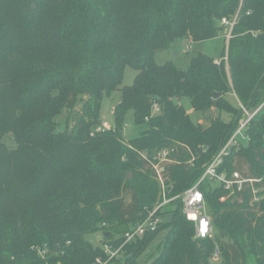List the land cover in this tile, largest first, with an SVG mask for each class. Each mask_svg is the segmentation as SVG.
Returning a JSON list of instances; mask_svg holds the SVG:
<instances>
[{
    "label": "trees",
    "instance_id": "16d2710c",
    "mask_svg": "<svg viewBox=\"0 0 264 264\" xmlns=\"http://www.w3.org/2000/svg\"><path fill=\"white\" fill-rule=\"evenodd\" d=\"M235 15L228 64L203 53L187 70L156 62L180 38L226 37L222 20ZM128 66L137 76L120 88ZM117 90L115 125L95 133L103 99ZM230 93L250 111L264 102V0H0V264L106 260L103 244L119 246L154 211L162 187L152 162L161 151L170 150L166 189L180 195L199 183L242 118L226 98ZM184 98L193 111L214 109L218 116L203 127L177 102ZM156 106L160 113L153 115ZM129 111L137 135L125 141ZM224 113L230 118L223 120ZM9 134L14 148L4 141ZM247 136V147L234 148L224 168L259 179L264 109ZM255 187L264 188V180ZM200 189L213 236L196 238L181 202L170 212L159 255L146 264H212L216 255L221 264H249L237 240L225 241L239 233L264 264V198L254 201L249 183L235 193L210 181ZM163 225L160 218L155 232L110 264H139ZM97 233L101 245L89 238Z\"/></svg>",
    "mask_w": 264,
    "mask_h": 264
},
{
    "label": "rangeland",
    "instance_id": "374dc122",
    "mask_svg": "<svg viewBox=\"0 0 264 264\" xmlns=\"http://www.w3.org/2000/svg\"><path fill=\"white\" fill-rule=\"evenodd\" d=\"M237 15L233 18L228 19L224 18L222 20V24L229 28L228 35L225 37H219L216 39H212L209 41L204 42H194L188 37L180 38L177 40L171 48L159 52L156 55V62L159 65H163L167 62H173L178 68L182 70L189 69L191 65V61L193 58L198 56L200 53L208 55L214 58L216 64H220L223 59H225L226 63L228 64V51L230 46V40L232 37V30L233 27L231 25H226L223 22L226 20L229 24H236ZM228 69V68H227ZM137 71L134 70L132 67L128 66L125 70L123 84L120 88L126 86H132L134 84L135 78L137 76ZM121 98V91L117 90L112 93L110 97H105L102 103V121L109 123L111 126L115 125L114 120V108L119 103ZM229 103L234 107L239 109L240 108V101L237 99L234 93H230L226 97ZM180 105H183L185 109L190 113L191 118L194 122L200 123L203 127L207 128L213 118L218 116L217 110H210L209 112L199 113L195 112L192 109L191 100L189 98H184L180 101H177ZM67 113H64L62 116L58 118L59 128L61 130L64 129L65 124V116ZM230 116L224 113L222 115L223 120L229 119ZM125 130L123 131V138L125 141L129 140L131 136H136L135 134V127L133 123V113L129 111L126 115V122L124 126ZM134 136V137H135ZM4 141L7 145L11 148L16 147V144L13 142V137L11 134L5 136ZM169 165V164H168ZM179 192L172 191L171 189L163 190L160 188L158 197L159 201L155 204V210H159V208L165 205L162 210H159L160 218L163 220L164 225L162 229L156 234V236L151 240H148V244L146 245L143 252L137 258L139 264H146L151 262L155 257H157L161 250V243L166 238L169 228L167 227V223L172 219V211L176 210L179 206H181V200L178 198ZM264 198V197H263ZM129 201V198H127ZM214 234V233H213ZM94 238L96 245H101L102 234L97 233L89 238ZM237 240L245 250L246 257L248 259L249 264H257L255 256L253 255L250 240L247 235H243L241 233L237 234L235 237L230 238L226 237L225 241L232 242L233 240ZM122 255V254H121ZM120 255V256H121ZM119 256V257H120ZM212 264H221L219 257L216 255L212 261Z\"/></svg>",
    "mask_w": 264,
    "mask_h": 264
},
{
    "label": "built area",
    "instance_id": "2783aa9c",
    "mask_svg": "<svg viewBox=\"0 0 264 264\" xmlns=\"http://www.w3.org/2000/svg\"><path fill=\"white\" fill-rule=\"evenodd\" d=\"M223 23L231 25L232 27L235 25V23L229 24L226 20ZM240 109L243 113L242 118L239 121V126L231 139L220 149L212 162H210L207 166L199 183L178 196L182 202L184 216L188 221L195 224L196 238L198 239L211 238L214 233L213 219L209 213V207L206 202L205 194L200 189V185L204 181L221 184L226 190H229L232 193H235V191H242L244 185L249 183L253 188L254 201H259L263 198L260 193L264 191V188H261V190L256 189L255 183H261L264 180V175L259 179H245L237 171H234L231 175H229L227 169L224 168L226 158L231 155L234 148L235 151H238L242 147H247L250 141L249 136H247V131L250 129L253 119L264 109V102L253 111L248 110L242 103H240ZM159 113L160 109L156 106L153 111V115H157ZM111 129L112 126L109 123L103 122L96 128L95 133L105 132ZM169 156L170 150H163L152 162L153 169L155 171V178L163 190H166V165L170 162ZM157 210L150 213L144 221L137 224L132 230L126 232L122 236L123 242L119 246L111 243L103 244L102 247L105 250L107 259H98L96 264H110L114 259L118 258L123 253V250L127 245L145 236L149 232H155L160 224V218L157 216ZM38 252L43 257L47 254V250L38 249Z\"/></svg>",
    "mask_w": 264,
    "mask_h": 264
}]
</instances>
